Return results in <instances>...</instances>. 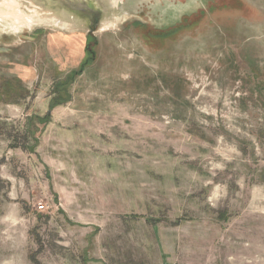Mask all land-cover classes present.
<instances>
[{
    "label": "rangeland",
    "instance_id": "374dc122",
    "mask_svg": "<svg viewBox=\"0 0 264 264\" xmlns=\"http://www.w3.org/2000/svg\"><path fill=\"white\" fill-rule=\"evenodd\" d=\"M110 4L0 24V264H264V0Z\"/></svg>",
    "mask_w": 264,
    "mask_h": 264
},
{
    "label": "water",
    "instance_id": "95a60500",
    "mask_svg": "<svg viewBox=\"0 0 264 264\" xmlns=\"http://www.w3.org/2000/svg\"><path fill=\"white\" fill-rule=\"evenodd\" d=\"M7 0H0V2ZM19 4L26 13L31 9L43 10L63 21H75L91 32L97 27L102 16V6H113L109 0H8ZM122 2V1H121ZM116 6V5H115Z\"/></svg>",
    "mask_w": 264,
    "mask_h": 264
},
{
    "label": "bare ground",
    "instance_id": "6f19581e",
    "mask_svg": "<svg viewBox=\"0 0 264 264\" xmlns=\"http://www.w3.org/2000/svg\"><path fill=\"white\" fill-rule=\"evenodd\" d=\"M123 0H109V3L117 5ZM32 13H26L19 4L14 1L0 2V24H11L14 27H31L33 24L41 22L53 25H69L68 22L60 20L58 17L39 9H31ZM103 27V26H102ZM105 28V26L103 27Z\"/></svg>",
    "mask_w": 264,
    "mask_h": 264
}]
</instances>
